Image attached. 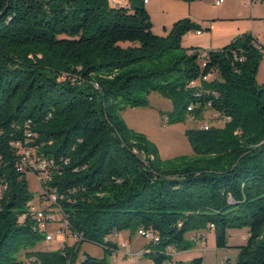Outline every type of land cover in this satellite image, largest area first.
<instances>
[{
    "label": "trees",
    "instance_id": "16d2710c",
    "mask_svg": "<svg viewBox=\"0 0 264 264\" xmlns=\"http://www.w3.org/2000/svg\"><path fill=\"white\" fill-rule=\"evenodd\" d=\"M144 1L0 0V264H112L106 256L119 251L110 239L140 229L157 238L144 247L147 264H202L176 261L169 249L191 250L210 224L217 249H228L227 230L248 229L235 264H264V84L256 83L264 47L244 33L206 56L186 54L182 38L199 27L184 18L156 36ZM151 94L171 103L167 123L199 117L208 100L230 120L185 130L192 155L167 165L120 115L148 106ZM191 102L200 107L188 113ZM26 131L34 158L51 164L41 183L55 198L48 206L78 236L56 251L34 250L45 235L30 216L19 224L34 198L25 175L40 174L16 167L10 144L24 143ZM83 242L104 257L79 260Z\"/></svg>",
    "mask_w": 264,
    "mask_h": 264
},
{
    "label": "rangeland",
    "instance_id": "374dc122",
    "mask_svg": "<svg viewBox=\"0 0 264 264\" xmlns=\"http://www.w3.org/2000/svg\"><path fill=\"white\" fill-rule=\"evenodd\" d=\"M115 1L110 0L111 4ZM215 1L147 0L144 7L150 17L152 32L156 36L165 37L172 25L184 18L190 19L199 27L200 35L191 31L182 38L181 46L186 54H189L191 49H198L202 52L219 51L244 33L253 36L256 42L264 47V0H250L253 2L252 9L246 7L247 0H223L220 6H215ZM115 5L112 4V6ZM123 5L125 6L126 3L121 0V7ZM256 83L258 86L264 84V54L259 62ZM171 112V103L167 99L158 94H151L148 98V106L135 108V110L129 106H123L120 115L129 129L141 133L149 147L157 149L161 161L167 165L177 166L184 163L183 158L191 155V148L184 136V131L199 129L205 123L211 127H219V120L213 117L212 112L203 109V113L199 117L189 114L183 123H167V120L171 118ZM25 178L30 192L34 195L33 204L36 210H53L40 199L39 196L43 190L35 176L28 172ZM54 214L56 222L47 227V233L54 236L53 241H41L34 250L56 251L63 245L71 246L74 243L70 236L64 237L63 241L59 240L58 228L63 229L65 225L62 223L63 221L61 222L60 215L56 212ZM245 233L246 228L227 230L226 245L229 252H224L216 248L214 231H204L202 235L205 240L199 237L193 241V248L182 254L178 253L177 259L187 262L201 257L203 264H235L238 252L233 247L241 244V238ZM125 234L130 235L128 232ZM193 238L194 236L191 237V240ZM131 241L132 246L136 248L148 243L135 234L131 236ZM76 254L78 257L87 254L96 259L104 257V251L100 246L88 242L81 243ZM106 258L112 264L119 262L117 255L115 257L107 255ZM26 264L30 263L27 261Z\"/></svg>",
    "mask_w": 264,
    "mask_h": 264
},
{
    "label": "built area",
    "instance_id": "2783aa9c",
    "mask_svg": "<svg viewBox=\"0 0 264 264\" xmlns=\"http://www.w3.org/2000/svg\"><path fill=\"white\" fill-rule=\"evenodd\" d=\"M222 2H223V0H216L215 6H219ZM124 3H126V0H124ZM146 3H147V0L144 1V4H146ZM112 4L121 5V0H116L115 3L113 2ZM196 35H200V31L196 32ZM200 53L202 54V56H206L205 52L200 51ZM236 59L237 58H235V60ZM239 61H241V59H239ZM211 80H212V74H208L206 76L199 78L198 80L191 81L189 83V86L191 88L200 87L202 85V82L211 81ZM201 95H202L201 93L197 94V96H200V97H201ZM208 96L210 98H217V94L214 91L208 93ZM199 107H200V104H192V102H191L188 105V113H191V112L199 109ZM202 107L206 111L212 112L213 117L219 120V127L218 128L223 127L227 122H229V120H230L229 117L222 116V115H220V114H218L212 110V101L211 100L206 101ZM211 119H212V117H211ZM210 128H211V125L209 126L207 123H205L199 127V129L203 130V131H208ZM30 136H31V134L26 131L25 132L26 141L24 143L17 141V142H12L10 144L11 147L16 151V154L19 157L18 162L16 164V167H17L18 171L22 172L23 170L27 169V167L30 166L32 168V170H36V171L40 172L38 177L35 176L38 183H40V184L45 183V182L49 181V178H50L49 173H48V168L51 166V164L49 162H47L46 160H36L34 158L33 151L30 148H28V145H27V143L29 141L28 139L30 138ZM41 186H42V184H41ZM42 190L43 191L41 194H43V196H44L43 197L44 203H46L47 205L54 203L55 202L54 196L53 195L47 196L48 192L46 190H44L43 187H42ZM0 193H1V188H0ZM55 212L57 213V210H46V211L36 210V208L34 207V204L32 202V203L28 204L27 213L25 215H22L19 218V224H23L26 216H28V217L30 216L31 220L35 224L34 228L45 234V242H52L54 239V236H53V234L47 233V227L56 222L57 219H56V216L54 214ZM58 215H60V220H61V222L63 221L62 223H64V225H65V227L63 229L58 228L57 235L59 236V240L63 241L64 237H67V236H70L73 240H78V236L75 233H71L69 231L67 223L64 220H62L61 214H58ZM208 229L213 231L214 226L210 224L208 226ZM136 236L143 238L146 241H154V242L157 241V238H155L153 233L149 230L140 229L137 231ZM114 237H117V235H115ZM127 245H128V242L126 241V242H123L120 245V247L125 248ZM169 253L173 255V250L169 249ZM116 255H118V254H116ZM116 255H114V257ZM131 259H132V257L128 260L130 261Z\"/></svg>",
    "mask_w": 264,
    "mask_h": 264
},
{
    "label": "crops",
    "instance_id": "0c3cea01",
    "mask_svg": "<svg viewBox=\"0 0 264 264\" xmlns=\"http://www.w3.org/2000/svg\"><path fill=\"white\" fill-rule=\"evenodd\" d=\"M222 4V3H221ZM220 4V5H221ZM246 7L247 8H250L252 9L253 7V2L250 1V0H247L246 1ZM219 5V6H220ZM135 110V109H133ZM191 155H192V151H191ZM190 155V156H191ZM204 233V231H203ZM203 233H201V236L203 237H200V235H196L195 237V234L192 233V234H189L188 235V238L191 239L192 236L195 237V241L197 239H199V237L203 240H205V237L204 235H202ZM248 236H249V232H248V229H246V233L243 235V237L241 238V244H238V245H235L234 247H239V246H242L246 243L247 239H248ZM230 237V236H229ZM194 239V238H193ZM110 241L112 243H115L118 247V255H117V260L119 261L118 263L116 264H147L148 263V260H143L142 258L144 257V246L140 247V248H136L135 246H132V241H131V236L130 235H127L125 234V232L123 233H119L117 235V237H112L110 239ZM128 242V245L125 247V248H121L120 245L123 243V242ZM240 243V242H239ZM235 249V248H234ZM219 251H224V252H229L228 249H217ZM236 252H238L237 249H235ZM234 252V251H233ZM184 253V252H181V254ZM178 253H173V259L176 260V261H181V262H185L181 259H177V255ZM138 255V256H137ZM180 255V254H179ZM238 254H236V257H237ZM127 256V257H126ZM132 257V259L129 261L128 259H130ZM134 257V258H133ZM81 257H79V260H80ZM120 259V260H119ZM203 264V263H202Z\"/></svg>",
    "mask_w": 264,
    "mask_h": 264
},
{
    "label": "bare ground",
    "instance_id": "6f19581e",
    "mask_svg": "<svg viewBox=\"0 0 264 264\" xmlns=\"http://www.w3.org/2000/svg\"><path fill=\"white\" fill-rule=\"evenodd\" d=\"M205 82H208V81H205ZM197 100V99H196ZM192 104H194V103H192ZM187 112H188V107H187Z\"/></svg>",
    "mask_w": 264,
    "mask_h": 264
}]
</instances>
